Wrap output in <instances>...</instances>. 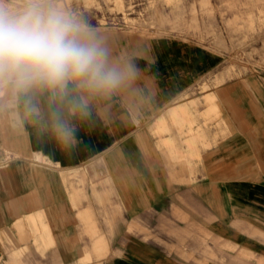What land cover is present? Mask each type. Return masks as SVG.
Instances as JSON below:
<instances>
[{"label":"crops","instance_id":"0c3cea01","mask_svg":"<svg viewBox=\"0 0 264 264\" xmlns=\"http://www.w3.org/2000/svg\"><path fill=\"white\" fill-rule=\"evenodd\" d=\"M167 18L96 25L141 74L83 147L0 112V264H264V76L228 78L222 45Z\"/></svg>","mask_w":264,"mask_h":264},{"label":"clouds","instance_id":"9594fccd","mask_svg":"<svg viewBox=\"0 0 264 264\" xmlns=\"http://www.w3.org/2000/svg\"><path fill=\"white\" fill-rule=\"evenodd\" d=\"M141 69L116 55L107 37L64 0H0V112L71 153L81 131ZM18 118H16V114Z\"/></svg>","mask_w":264,"mask_h":264},{"label":"rangeland","instance_id":"374dc122","mask_svg":"<svg viewBox=\"0 0 264 264\" xmlns=\"http://www.w3.org/2000/svg\"><path fill=\"white\" fill-rule=\"evenodd\" d=\"M68 9L95 25L113 30L167 31V14L185 32H205L227 52L228 78L264 76V0H64ZM201 18V23L199 22ZM205 21V25L202 24ZM218 35L222 39L216 40ZM208 78H213L209 76ZM202 84L201 89L207 88ZM209 109L218 113L215 94H207ZM40 157V156H39ZM248 255L247 252H242Z\"/></svg>","mask_w":264,"mask_h":264}]
</instances>
